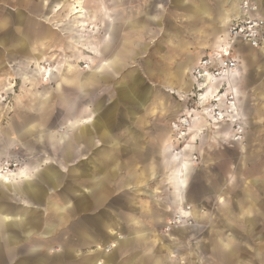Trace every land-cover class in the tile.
<instances>
[{"label":"crops","instance_id":"1","mask_svg":"<svg viewBox=\"0 0 264 264\" xmlns=\"http://www.w3.org/2000/svg\"><path fill=\"white\" fill-rule=\"evenodd\" d=\"M33 1L39 3L43 0H0V7H3L1 10L11 12L0 15V30L5 32L0 34V45L11 49L13 55L26 52L31 42L29 29L32 28V20L23 13V9L36 12L37 6L31 7ZM152 2L151 12H146V8L140 12H126L125 16L118 17V23L117 20L116 23L113 22L111 12H104L103 43L108 42L109 31L136 34V39L132 36L126 37L122 39L121 44L127 59L135 61L147 48V45L141 42L142 38L164 34L160 38L163 41L157 43V53L160 57L163 60L176 59L178 55L185 58L174 60V75L172 79L166 78L162 86L170 93L189 92L192 80H186V72H191L201 58L221 49L224 31L227 30L230 20L240 13L241 0H164L168 5L165 12L164 9L155 11V0ZM252 2L257 6V15L264 20V0ZM73 15H77L74 19L79 17L81 26L87 25L84 9L82 13ZM92 17L95 18L88 16L90 20H93ZM95 28L94 25L92 30ZM46 31L39 32L38 40ZM83 46L92 52L95 58H103V53L98 51V44H82ZM165 47L173 52H167ZM122 52L118 56L102 59L97 70L110 68L111 72L118 73ZM233 55L239 69L237 67L232 72L231 86L239 110L244 116L247 144L227 154L234 167L230 172L222 174L213 168L210 162L216 158L209 154L202 157L198 169L187 159L190 166H181L180 161L185 159L182 152L185 149L191 150L192 145H186L180 153H172L168 145L156 146L142 136L136 124L142 122V113L148 112L151 106L156 105L159 89L143 87L142 77L135 71L136 82L132 83L133 89L117 90L120 103L129 101L136 106V109L125 108L123 125L115 126L114 122L109 120L115 117L118 107L115 111L109 110L106 119L87 117L88 119L84 120L78 116L76 119L74 117L68 124L69 130L74 128V132L62 138V134L58 135L54 142L56 153L36 159L38 154H35L34 158L30 157L31 163L25 165V169L12 181H31L33 175L43 170L55 171V176L50 171L47 172L48 178L51 179L50 186L42 185L41 190L29 194L35 201H29L21 195L14 196L12 202L25 211L23 216L20 217L19 214L16 218L1 217L0 264H172L165 250L179 252L180 247L174 249L165 244L162 248V237L157 235L156 219L153 215H131L129 211L133 201L129 193L123 191L133 189L132 192H138L139 190L135 189H138L140 184H147L152 178L161 175L162 183L170 187L165 199L159 203L163 208H177L172 200L179 198L197 210L190 215L191 219H195L196 227L176 231L182 240L203 231L198 246L202 261L198 258L197 263L264 264V165L260 173L255 175L243 169L247 163L256 162L263 157L259 156V151L262 146L264 148V136L260 139L255 134L260 130L264 134V47L252 50L247 45L239 44ZM144 64L149 69L151 62L145 60ZM149 72L150 69L148 76H145L152 79L153 76ZM101 76L107 77L104 73H101ZM90 78L92 83L97 82L95 76ZM103 78L100 80H107ZM217 84L214 83L213 86ZM184 113L191 119L192 127L189 131L193 127L198 128L193 132L194 140H201L199 137L204 127L215 129L218 124L208 117L214 127L210 126L193 111ZM22 122L21 130L15 132L20 139L28 132L32 137L39 135L38 143L42 141L45 136L43 130L34 132V122L24 116ZM226 126L220 125L215 129L213 139L220 143L225 142L230 132ZM115 127L121 131L115 133ZM96 143H100L101 147L93 150ZM35 144L28 143L30 152L34 150ZM88 152H91L88 162L74 165L82 154ZM29 154L31 156L33 153ZM47 161H50V164L43 165ZM177 171L184 172L182 174L187 177L182 180L184 185H178L172 179V175ZM196 173L197 180L192 178ZM196 183L198 197L194 193ZM208 188L213 193L204 191ZM201 193L203 194L200 195ZM114 194L117 195L112 197ZM148 195L154 196L152 193ZM220 199L222 205H217L215 212L208 216L200 214V210L211 208L212 204ZM40 210L47 215L43 217ZM144 219L151 221L150 226H147ZM118 234L124 238H117ZM32 236L45 238V241L39 242L32 239ZM110 245L114 248L109 253L85 252L91 247L101 249ZM53 247H57L59 252L51 255L48 251Z\"/></svg>","mask_w":264,"mask_h":264},{"label":"rangeland","instance_id":"2","mask_svg":"<svg viewBox=\"0 0 264 264\" xmlns=\"http://www.w3.org/2000/svg\"><path fill=\"white\" fill-rule=\"evenodd\" d=\"M152 1L154 0H52L51 2L50 0H43L39 3L38 1L31 2V7H33L32 5L37 6L36 12L32 8V12H29L30 9L29 11L23 9V13L32 20V28L29 29L31 42L26 48V52L13 55L11 49L0 45V169L2 172L0 173L7 178V182H12V178L15 176L18 177L20 172L25 169V165L31 163L30 157L34 158L36 153L38 155L36 154L35 159L39 156L47 157V154L50 153L55 154L56 145H54V142H56L58 135L65 133L72 135L74 132V128L69 130L68 124L74 120L76 114L84 120L88 119L87 117L97 119L103 111L111 110L112 112L118 107L115 117L113 116L109 120H112L115 126L123 125L125 117L121 105H119L117 90L133 85L132 83L136 82V72H139V76L142 77L143 87L150 86L159 89L157 106L154 104L148 109V112L142 113V122L136 124L142 136L147 138V141L159 147L168 145L172 153H180L184 151L186 145H192L191 150L187 151L185 149L182 152L185 159L180 162L190 166L188 160L197 169L200 168L202 157L205 154L216 158L210 162V165L222 174H227L234 168L231 161L228 160L227 154L246 146L247 129L245 125H243L244 131L238 133L236 123L232 124L226 121L227 119L216 124L215 129H218L220 125H227L225 128L228 127L227 129L230 130L223 143L213 139L215 129H205L206 127L201 130L200 141L196 138L195 140L192 139L194 133L188 130L189 126L181 123L185 120L190 126L192 125L191 119L185 115L184 111L198 113V117L207 121L210 126H213V123L200 112L195 98L191 96L192 89L185 93L184 91L178 92L182 95V97H179L177 92L170 93L163 88V81L166 78L172 79L174 75L173 70L176 68L174 60L185 58V56L178 55L176 59L163 60L160 57L157 53V43L162 40L160 38L164 34L159 33L156 36L142 38L141 42H144L147 48L145 53L141 54L135 61L127 59L126 52L122 49L121 44L123 38L132 36L136 39V34L130 35L124 31L118 32V30L116 32L109 31V40L107 43H103L105 37V25L102 22L104 12H111L113 22L116 23L117 20L118 23V17L125 16L126 12H140L141 9L145 8L147 12H151ZM79 3H81L87 16L85 18L87 25L84 27L81 26L79 17L74 19L77 15H73L79 12ZM155 3V11L164 9L165 12L168 9V5L164 0H155ZM2 8L0 7V15L11 13L3 12ZM88 16H94L95 18L92 17L93 20H90ZM168 19L170 18L168 17ZM94 25L96 28L92 30ZM43 30H47V36L45 34L38 40L39 32ZM3 33L5 32L0 30V34ZM82 44H98V51L103 53V58H95L92 52L91 54L88 49H85L86 47H82ZM248 47L252 50L262 49L264 41L259 48ZM165 48L167 52H173L170 48ZM176 51L178 52V50ZM120 52L122 54L119 59L122 63L118 73L111 72L110 68L97 70V66L100 65L102 59L118 56ZM145 60L151 62L148 67L150 69L149 73L153 76L152 79L146 77L149 69L144 64ZM101 73L107 76V80L97 79ZM131 73L133 74L129 79ZM43 74L45 77H43ZM92 76H95L97 82L92 83L90 78ZM185 77L186 80L187 78L192 80L191 72H186ZM46 78L50 79L46 80ZM85 79L86 82H84ZM98 101L100 107L95 108L94 104ZM22 116L27 120H31L32 123L34 122L32 130L36 133L42 127H47L49 131L42 141L38 143V136L32 137L28 132L21 139L18 137L15 132L16 130L20 131L23 126ZM119 131L121 130L114 128L115 133ZM255 136L262 139L264 134L260 130ZM30 142L32 145L36 143L34 150L31 152L28 150V143ZM100 147V143H96L93 150ZM263 152L264 148L262 146L259 151V156H263L262 159L246 164L243 169L247 173L251 172L254 175L260 173L264 165ZM29 153L33 154L30 156ZM90 157L91 152L84 153L74 165L86 163ZM36 163L38 162L36 161ZM47 164H50V161L44 162L43 165ZM165 172L164 170V175ZM162 177L163 175L152 178L147 184H140L138 189H135V191L139 190L138 192H132L133 189L123 190L129 193L133 201L130 204L131 210L129 212L135 217L153 215L158 223L157 235L162 237L160 246L163 248L166 244L174 249L180 247L179 252L177 250L173 252L165 250L167 258L172 264H196L198 258L202 261L198 246L203 231L196 236L182 240L176 234V231L184 228L190 230L196 227L195 219L181 220L178 224L175 221L180 212L189 217L197 210L185 203H182L181 208L179 207L181 210L178 207L163 208L159 203L165 199L170 187L162 183ZM148 193H152L154 196H149ZM116 195L114 194L112 197ZM221 202L220 199L214 202L211 208H203L200 210V214L208 216L210 213L215 212L217 205H222ZM187 208H191V212L186 211ZM40 213L43 217L47 215L43 210H40ZM144 220L147 222V226H150L151 221ZM33 238L39 242L45 241V238L32 236ZM117 238L123 239L124 236L118 234ZM113 248L114 246L111 247V245L101 249L91 247L88 250L86 249L85 252L104 251L109 253ZM48 252L54 255L59 252V249L53 247Z\"/></svg>","mask_w":264,"mask_h":264},{"label":"built area","instance_id":"3","mask_svg":"<svg viewBox=\"0 0 264 264\" xmlns=\"http://www.w3.org/2000/svg\"><path fill=\"white\" fill-rule=\"evenodd\" d=\"M241 10L243 12H241L240 17L232 18L230 20L226 41L223 43L221 50L219 52H214L207 57L201 58L191 72L193 80L191 96L195 98L202 115L206 117L207 115L202 110L203 107H209V105H211L212 108H209V110L213 117L219 119L221 118L219 113L225 114V108L236 102L232 99L230 91H228L225 99L219 107L216 105L217 102L215 97L205 100V102H203L204 105L202 106L197 99L199 93L204 88L202 82L205 81L206 75L208 74L212 80L215 79L221 83L218 87V91L219 94L223 93L229 89L227 77L230 75V72L234 71L238 66V62L233 55L236 46L243 43L252 48H259L264 41V20L257 15L255 5L250 0H244ZM232 107L233 106H231V108ZM224 119L226 120L227 117H223L222 122ZM181 123H185V126H189V123L185 120ZM235 123L238 133H242L244 129L241 121L237 119Z\"/></svg>","mask_w":264,"mask_h":264},{"label":"water","instance_id":"4","mask_svg":"<svg viewBox=\"0 0 264 264\" xmlns=\"http://www.w3.org/2000/svg\"><path fill=\"white\" fill-rule=\"evenodd\" d=\"M101 77L106 78L105 76H101V74H100L99 78H101ZM132 87H133V85H128V86H125L124 88H121V89H123L122 91H127V90H132L131 89ZM120 105H121L123 112L126 110L125 108H128V109H134L135 108L136 109L135 104H132L129 101H122L120 103ZM94 106H95V108H99L100 102L99 101L95 102ZM107 112H109V110L103 111L101 113L99 119H103V118L106 119L107 118L106 116L108 114ZM76 116H78V114L74 115L75 118H76ZM244 125H245V123H244ZM41 130L44 131L43 136H44V134H46L49 131L46 126L42 127ZM37 136L39 137L38 134H37ZM64 136H68V134H66V133L62 134L61 138ZM28 149H29V147H28ZM64 152L67 155L66 151H64ZM48 171H50L52 173V175L55 176V171H52L51 169H47V170H43L42 172H39V173L33 175L31 181L17 182V183L16 182H11V183L0 182V224L2 222L1 217L9 216L11 218H16L19 214H20V217L23 216L25 211L20 209V207L16 206V204L12 202V201H14V196L15 195H21L23 197H26L27 200H29V201H35V198H33L32 196H29V194L31 192L41 190L43 187L42 185H47V186L51 185V183H50L51 179L48 178V176H49V174L47 173ZM192 178L193 179L196 178V180H197V173L194 174V176H192ZM196 185H195L196 189H195L194 193H195V196L198 197V195H199L198 184L196 183ZM204 191H207L208 193H213L212 190H210L209 188L207 190L204 189ZM204 191H203V193H204ZM203 193H201L200 195H202ZM191 207H192V205H191ZM0 226H2V224Z\"/></svg>","mask_w":264,"mask_h":264},{"label":"bare ground","instance_id":"5","mask_svg":"<svg viewBox=\"0 0 264 264\" xmlns=\"http://www.w3.org/2000/svg\"><path fill=\"white\" fill-rule=\"evenodd\" d=\"M243 1L244 0H241V3H240V13L236 16V17H240L241 16V12H243L242 10H241V7H242V4H243ZM251 2H252V0H250ZM253 3V2H252ZM80 4V3H79ZM255 5V4H254ZM255 9H256V12L258 11V9H257V6L255 5ZM83 11V8H82V6L80 5V7H79V12H82ZM237 13V12H236ZM235 17V18H236ZM227 29H228V27H227ZM226 36H227V30L225 29V31H224V38H223V43L226 41ZM108 39V38H107ZM222 48V47H221ZM221 50V49H220ZM219 50V51H220ZM219 51H215V52H219ZM195 67V66H194ZM194 67L192 68V70L194 69ZM238 67V66H237ZM237 67H236V69H237ZM238 69H239V67H238ZM189 70V69H188ZM192 70H191V72H192ZM232 72H234V71H231L230 72V75L227 77V82H228V90H226V91H224L223 93H221V94H219V89H218V87H219V85L221 84V83H219V81L218 80H215V79H211V77L207 74L206 75V78H205V81H203L202 82V86L204 87L202 90H201V92L199 93V95H198V102L200 103V104H202V106L204 105L203 104V102H205V100H207L208 98H216V102H217V107H219L220 106V104L223 102V100L225 99V97H226V95H227V93H228V91H230V94L232 95V99L234 100V101H236V97H235V94H234V91H233V88H232V86H231V75H232ZM49 73V72H48ZM214 83H218L217 84V86H213V84ZM192 85H193V80H192ZM213 86V87H212ZM178 93V92H177ZM185 93V92H184ZM185 95V94H184ZM178 96L179 97H182V95L181 94H179L178 93ZM184 97V96H183ZM237 103V101L235 102V104L234 103H232V105L231 106H233L232 108H231V106H227L226 108H225V114H222V113H219V115H220V117L221 118H219V119H217V118H215V117H213V115H212V113H211V111L209 110V108H212L211 107V105H209V107H203V112L207 115V117H210L212 120H214V122H216V123H222V118L223 117H227V120L230 122V123H235L236 121H237V119H239L240 121H241V123H242V125H244V119H243V116H242V112H240V108H239V106H238V104H236ZM220 109V108H219ZM220 110H222V109H220ZM224 110V109H223ZM229 110V111H228ZM196 116V115H195ZM188 117V116H187ZM196 121H198V119L197 120H195V122ZM192 127V125L190 126L189 125V129ZM188 129V130H189ZM196 130H198V128L197 127H193V129L192 130H190L191 132H195ZM183 165H185V163L184 162H182V165L181 166H183ZM7 170V169H6ZM0 172H1V169H0ZM2 173V172H1ZM1 173H0V179L3 181V182H7L8 180H7V178L5 177V176H3V175H1ZM4 173V172H3ZM11 178V177H10ZM16 178V176L15 177H13L12 179L14 180ZM172 179L174 180V182L175 183H177L178 185H181V184H183L184 182L182 181V180H186V178H185V176H184V174H182V173H180V171L178 172H176L175 174H173L172 175ZM16 181V180H15ZM185 184V183H184ZM183 184V185H184ZM177 196V195H176ZM176 205H177V207H180L181 208V206H182V200L181 199H179V198H176V200H172ZM179 209V208H178ZM177 209V210H178ZM179 210H181V209H179ZM186 211H189V212H191V208L189 209V208H187L186 209ZM190 214V213H189ZM188 218H190V216L189 217H186L183 213H181L180 212V215L177 217V220L175 221V223L176 224H178V223H180L181 222V220H187ZM183 223V222H182Z\"/></svg>","mask_w":264,"mask_h":264}]
</instances>
